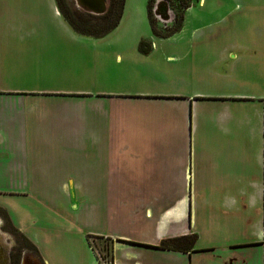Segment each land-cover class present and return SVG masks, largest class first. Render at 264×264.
<instances>
[{"label": "crops", "instance_id": "1", "mask_svg": "<svg viewBox=\"0 0 264 264\" xmlns=\"http://www.w3.org/2000/svg\"><path fill=\"white\" fill-rule=\"evenodd\" d=\"M29 1L0 0V194L11 197L0 202V227L12 224L37 247L24 251V264H98L90 235L107 237L99 243L108 239L114 264H251L256 255L262 261L264 42L220 48L209 71L200 72L186 63L193 43L154 36L149 0H125L117 27L99 38L74 30L50 0L52 16L67 31L66 40L51 42L41 34L46 2ZM240 2L229 8L218 0V21L249 8ZM185 25L184 16L182 31ZM143 39L152 45L148 54L138 51ZM79 46L97 50L92 80L78 82L66 72L60 77L70 81L44 82L48 65L73 57ZM25 75L42 82H15ZM80 103L104 114L87 123V136L73 137L72 124L50 133L61 138L37 135L47 112H75ZM59 194L78 196L84 217H58ZM250 206L256 219L245 216ZM232 230L241 234L231 238ZM194 234L193 248L162 247Z\"/></svg>", "mask_w": 264, "mask_h": 264}, {"label": "rangeland", "instance_id": "2", "mask_svg": "<svg viewBox=\"0 0 264 264\" xmlns=\"http://www.w3.org/2000/svg\"><path fill=\"white\" fill-rule=\"evenodd\" d=\"M42 1V0H41ZM46 4L44 7L47 10V18H46V23H45V29L41 32V34L46 35V40L48 42L51 41H58V40H66L67 39V31L63 30V28L60 26L59 22H57L54 17L52 16V10H51V5H50V0H44ZM242 1V0H241ZM247 1L249 3V8L245 10H239L236 11L232 14V16L226 17L223 21H218L220 19L219 11H215L216 4H218V0H208L206 7H203L204 2L202 6L199 5V1H196L195 4L188 9L189 14L185 15V26L186 29L185 31H182L179 33V31L169 37H160L156 36L157 39L162 40L164 42L169 41L173 43H182L185 41H188L190 43H193L194 47L190 49V54L191 57L186 63H193L195 62L194 68H200V72L203 71L204 69H208L209 64L211 63L212 60H215L218 55L220 48L226 47L227 45L231 43H241L244 42L246 44H258L261 42H264V0H261L259 3L256 4L253 0H243ZM227 3L228 7L231 8L232 5H237V3H241L240 0H224V3ZM54 3L56 4L57 7H59L57 1L54 0ZM64 6L66 8V11L69 15H71L77 22L79 27L82 30H90L92 28H96L97 30L101 31L107 26V22L99 18L102 14H92V13H87L84 12L83 9L78 8L76 6L75 0H63ZM157 3V2H156ZM31 2L29 0H16V5H29ZM156 6V5H155ZM240 7V5L238 6ZM205 9L207 11H205ZM187 10V11H188ZM93 21L92 23H89L88 21ZM160 25L162 27L166 26H171L173 24V21L169 23L162 22L158 20ZM150 22V21H149ZM236 26H234V29H228L226 31H222L220 27H227L228 25L234 23ZM152 30V29H151ZM194 32V36L192 38H188L189 34ZM153 32V31H152ZM154 34V33H153ZM148 40V39H146ZM200 44V45H199ZM96 49L89 50L88 48H81V46L78 47L77 53L74 54L73 57L69 58H63L62 60L58 61L57 63H50L49 66V71L48 73L45 74L44 77V82L47 78V80L51 83H62L66 81H70L68 76L61 78V75H65L64 73L66 72H73V76L76 77L78 82H86L90 81L93 78V74L90 72H96V60L93 58V53H96ZM138 51H140L139 46H138ZM141 52V51H140ZM143 54H148L144 53ZM179 53H182V51H179ZM46 64L49 62L46 61ZM39 67V66H38ZM245 68V67H244ZM260 68L261 65H256L255 70H254V75L255 78H258L257 76H260ZM243 69V66H241V70ZM209 71V69L207 70ZM56 72V73H52ZM193 80V79H192ZM22 84V83H27L23 84L22 86H30L34 85L35 83H40L42 82L40 78H38L35 75H25L24 77H18V79H15V82ZM43 82V84H44ZM257 82V81H256ZM87 100V99H86ZM86 103H84L85 106ZM82 103H80L79 108H76L77 111L75 112H47L45 116L43 117L44 123L43 125H39L38 130H37V135L40 137H56V138H61L59 134L56 135H51L50 133L56 132L60 124L65 126L64 128H70L71 124L74 128L73 132V137L77 134L83 135L84 137L86 135V127L87 123H97L101 122L103 120L104 114L99 113V112H91L87 108H85ZM29 115V114H28ZM26 115V116H28ZM25 116V117H26ZM68 126V127H67ZM62 132V131H60ZM104 134L106 131L103 132ZM105 136V135H104ZM52 153H59L58 150L51 151ZM196 167V165L194 164ZM194 167V171H195ZM112 196H118L120 194H111ZM19 201L21 202H26L22 197ZM59 199H62V208H61V214L58 215V217H70V218H78L79 216L84 217V214L82 215L83 209L85 207L82 204V201L79 199L78 196L73 195L72 198H65L64 194H59ZM7 200H11V197L8 196L7 194H0V202H7ZM28 203V202H26ZM246 210V209H245ZM257 208L251 206L247 208L245 216L247 219H256L257 214ZM52 216L51 214H48ZM200 222L202 224V217H200ZM263 222V221H262ZM233 225H237V221L232 222ZM7 227V230L11 229L10 226L6 223L5 225ZM3 227H0V231L5 233V229ZM110 227L112 229L115 227L114 224H111ZM219 232L225 234L227 232L226 229L220 228L218 230ZM10 232V231H9ZM247 232L251 233L252 229L251 226L249 225ZM11 233V232H10ZM232 234H229L231 238H235L234 236H239L241 232L238 230H232ZM12 239H10V236L8 235L7 237L4 236L3 242L5 244L10 245L11 252L14 253L15 247L17 245L16 243V237L13 234H10ZM221 236H225L220 234ZM234 235V236H233ZM245 236V234H244ZM224 239V238H223ZM244 239H250L244 238ZM238 240V239H237ZM98 240V245L102 248L104 252H108L110 256L111 261V248H110V242L105 240L104 242ZM236 241V240H235ZM264 241V239H262ZM212 242L204 241L203 245L207 246L211 244ZM198 247L202 248V238L198 242ZM249 248H244V249H238L237 252L239 254L244 253V251L248 250ZM92 250V248H91ZM256 250L255 252L259 249H253ZM24 251H29L23 249L21 252V257L22 253ZM254 252V253H255ZM92 254L94 256L95 261L98 262L97 256L92 250ZM107 254V255H108ZM11 255V253H10ZM155 255L158 258L162 257L161 253H155ZM200 258H202V253H198ZM247 258V257H246ZM250 261V257H248ZM264 256H262V261L259 255H256V259L252 258L251 264H264ZM174 261V260H173ZM99 264V262H98ZM175 264V262H174ZM184 264H188L187 261L184 262Z\"/></svg>", "mask_w": 264, "mask_h": 264}, {"label": "trees", "instance_id": "3", "mask_svg": "<svg viewBox=\"0 0 264 264\" xmlns=\"http://www.w3.org/2000/svg\"><path fill=\"white\" fill-rule=\"evenodd\" d=\"M60 10L62 11L66 20L70 23V25L76 30L78 33L94 36V37H103L109 32H111L120 22L122 17V12L124 8L125 0H110L108 8L104 14H102L99 18L107 22V26L99 31L95 27L90 30H82L78 22L67 13L66 8L64 6L63 0H56ZM158 0H149L148 1V14L149 21L154 35L160 37H169L178 31L181 30L184 22L185 11L193 5L194 0H165L169 4L170 8L174 12V21L171 26L162 27L155 16L154 8L156 2ZM95 20L88 21L92 23ZM139 49L141 52L149 53L152 49V45L149 40L143 39L140 41ZM9 225V224H8ZM11 229L8 231L11 232L16 237V247L15 252L11 254V263L12 264H20L21 262V252L23 249L29 250L32 252H38L37 247L18 229H16L12 224L9 225ZM4 229L7 230V227L4 226ZM197 236L194 235H186L181 237L171 238L169 240H165L162 243V247L166 248H193L196 244ZM184 246V247H182Z\"/></svg>", "mask_w": 264, "mask_h": 264}, {"label": "water", "instance_id": "4", "mask_svg": "<svg viewBox=\"0 0 264 264\" xmlns=\"http://www.w3.org/2000/svg\"><path fill=\"white\" fill-rule=\"evenodd\" d=\"M77 7L93 14H104L107 10L110 0H75ZM155 15L160 16L163 20H169V5L165 0H158L154 10ZM4 236L8 234L0 231V264H12L10 258V245L3 242ZM25 252L21 259L24 264Z\"/></svg>", "mask_w": 264, "mask_h": 264}, {"label": "built area", "instance_id": "5", "mask_svg": "<svg viewBox=\"0 0 264 264\" xmlns=\"http://www.w3.org/2000/svg\"><path fill=\"white\" fill-rule=\"evenodd\" d=\"M154 10H155V8H154ZM169 14H170L169 20H163L160 18V16H157V15H155V16L158 20L165 22V23H169V22L173 21V19H174V12L170 8V6H169ZM101 238L106 239L107 237H102V236H98V235H90L88 238L89 244H90L92 250L94 251V253L96 254L99 264H114L113 259H111V261L108 260V259H110L108 252L107 253L104 252L102 250V248L97 244L98 240H100ZM111 258H112V256H111Z\"/></svg>", "mask_w": 264, "mask_h": 264}, {"label": "flooded vegetation", "instance_id": "6", "mask_svg": "<svg viewBox=\"0 0 264 264\" xmlns=\"http://www.w3.org/2000/svg\"><path fill=\"white\" fill-rule=\"evenodd\" d=\"M10 253L12 254V252L10 251ZM10 258H11V255H10Z\"/></svg>", "mask_w": 264, "mask_h": 264}]
</instances>
